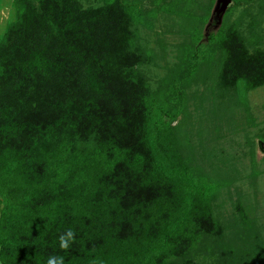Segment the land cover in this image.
<instances>
[{
  "label": "trees",
  "instance_id": "1",
  "mask_svg": "<svg viewBox=\"0 0 264 264\" xmlns=\"http://www.w3.org/2000/svg\"><path fill=\"white\" fill-rule=\"evenodd\" d=\"M141 2L11 0L0 34L1 264H264L240 201L230 223L217 214L231 182L197 164L184 87L163 86L183 71L149 82ZM242 15L206 37L219 55V111L264 86L260 12L245 27ZM256 138L264 145V132ZM69 229L75 242L62 250Z\"/></svg>",
  "mask_w": 264,
  "mask_h": 264
},
{
  "label": "rangeland",
  "instance_id": "2",
  "mask_svg": "<svg viewBox=\"0 0 264 264\" xmlns=\"http://www.w3.org/2000/svg\"><path fill=\"white\" fill-rule=\"evenodd\" d=\"M10 2L1 0L0 34L12 17ZM210 4V14L206 17L205 7ZM233 4L234 0H230L225 11ZM142 7L149 16L143 29L140 28L139 43L154 54L151 64L144 67L150 84L156 87L161 84L157 82L159 79L162 82L164 78L170 79L173 69L183 71V80L173 77L163 86L167 85V90L182 86L188 96V114L194 119V131L187 141L193 145L197 164L212 175L223 174L231 182L222 190L217 214L225 224L230 223L236 216L234 205L240 201L264 238V147L256 138V134L264 132V86L242 95L238 106L219 111L221 101L212 97L210 88L215 85L219 55L212 49V40H206L218 31L221 20L225 26L239 19L242 13H248L242 15L245 27L249 18L260 12L264 48V0L235 6L216 22L218 0H142ZM193 94L197 97L193 98ZM183 116L187 113L180 114L177 121L183 120ZM254 170L258 172L255 178Z\"/></svg>",
  "mask_w": 264,
  "mask_h": 264
},
{
  "label": "clouds",
  "instance_id": "3",
  "mask_svg": "<svg viewBox=\"0 0 264 264\" xmlns=\"http://www.w3.org/2000/svg\"><path fill=\"white\" fill-rule=\"evenodd\" d=\"M60 248L62 250L70 249L71 245L75 242V233L69 229L65 233L59 236ZM47 264H65V258L62 255H52L47 259ZM91 264H98L96 260H93ZM99 264H103V261H99Z\"/></svg>",
  "mask_w": 264,
  "mask_h": 264
},
{
  "label": "water",
  "instance_id": "4",
  "mask_svg": "<svg viewBox=\"0 0 264 264\" xmlns=\"http://www.w3.org/2000/svg\"><path fill=\"white\" fill-rule=\"evenodd\" d=\"M230 0H218V7L216 9V17H220L226 10ZM260 146L264 147L263 143L259 142Z\"/></svg>",
  "mask_w": 264,
  "mask_h": 264
}]
</instances>
